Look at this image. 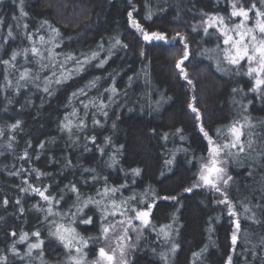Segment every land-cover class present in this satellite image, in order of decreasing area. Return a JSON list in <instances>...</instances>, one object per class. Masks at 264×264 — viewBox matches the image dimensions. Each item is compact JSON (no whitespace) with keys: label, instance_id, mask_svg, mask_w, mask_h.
Masks as SVG:
<instances>
[{"label":"trees","instance_id":"trees-1","mask_svg":"<svg viewBox=\"0 0 264 264\" xmlns=\"http://www.w3.org/2000/svg\"><path fill=\"white\" fill-rule=\"evenodd\" d=\"M240 2L248 7L253 0ZM23 8L28 15L21 22L28 25V31L40 29L44 21L59 29L61 46L55 51L61 54L60 60L66 54L83 59L82 54L90 55L97 50H100V58H106V50L111 48L114 37H118L127 48H112L113 54L103 67H95L96 61H92L85 65L83 72L59 86L53 85L55 91L51 96L32 87L22 89L20 95H15L11 89L5 92L0 88V127L5 129V135L0 137V217L4 218L0 220V253L8 254L9 264H66L63 246L48 236L44 213L33 207L37 203L43 206L44 202L37 195L20 192V187L25 186L22 184L25 173L10 175L21 165L51 173V176H42L39 182L34 174L28 179L29 183L41 187L51 184L49 191L53 194L75 182L82 193L94 195L103 181L94 183L92 176L83 172L84 168L95 169L96 174L107 178L109 186L128 184L129 189L123 191L125 197L130 190L142 193L151 189L156 198L150 227L155 226V230L144 229V239L132 252L131 264H164L159 253H168L171 243L179 247L170 255L168 264H193L194 259L195 264H226L229 255L232 264H264V244L261 243L264 238V159L257 157L253 161L241 154L244 157L242 163L229 159L226 164L227 172L232 176L228 197L235 204L240 221L235 252H232L231 236L236 218L227 214L224 205L216 203L219 194L203 188L192 193L184 192L194 182L201 158L208 155L207 140L200 132L201 123L205 131L214 136L217 129H224L234 120L241 119V115L247 116L254 125L251 129L254 147L257 152L264 150V96L249 91L252 82L247 76L218 71L215 60L203 54L204 49L216 46L217 37L204 36L199 28L192 30L194 25L200 24L204 13L227 17L229 0H24ZM130 11L147 32L165 33L168 42L144 41L129 22L127 14ZM149 12L151 18L146 19ZM14 16H20V0H3L0 18H3L5 28L0 36L6 35L7 26L13 27L14 34L19 31L15 28ZM46 32L47 26L40 29L39 34L46 35ZM185 43L190 52L189 59L182 65L187 71V79L176 67L183 56ZM100 45L102 50L98 49ZM27 46L29 42L22 35L18 36L14 42L9 41L0 48V57L8 59L12 50ZM22 64L23 59L18 58L17 66ZM25 66L36 70L32 63ZM72 66V62L67 65ZM244 70L242 65L241 72ZM16 75L18 73L13 72L9 78L14 80ZM96 77L101 79L89 96L102 93L107 103L110 93L104 89L111 88L114 81L118 90L117 103L107 110V118L96 115L100 125L93 126L90 112L86 131L80 133L81 139L72 145L67 135L59 130V124L73 107L83 115L82 106L72 93ZM4 83L3 66L0 65V86ZM233 88L243 91L233 93ZM6 95L8 99H5ZM236 102H242L246 107L241 108ZM190 104L199 110V121ZM16 120L22 121L21 128L9 132L8 125ZM13 135V148L9 150L6 145ZM84 135L96 137V144L104 148L103 156L83 139ZM105 137L111 139L107 145ZM42 141L45 142L44 149L38 147ZM29 142L31 148H27ZM85 144L91 151H83ZM26 148L30 162L18 159ZM37 154L39 159L35 158ZM113 154L118 163L110 168L105 162ZM67 159H71L74 167H65ZM167 160H172V164L167 165ZM132 169H139V175L134 176ZM250 171L252 175H249ZM84 180L88 183L84 184ZM5 196L9 200L7 207L2 205ZM16 198L21 199L25 208L22 215L18 211L20 206L14 203ZM73 200L71 193H66L59 210H67ZM241 202L252 211L245 214ZM253 212L255 220L247 219L246 215L251 216ZM85 213L93 216L94 223H77V230L85 238L96 237L99 213L94 209H85ZM164 225H171L168 243L163 241L162 235L158 236ZM36 230H40L44 240L42 259L36 258V251L31 259L24 261L8 252L21 232H28V242H33L35 238L31 233ZM12 231L17 233L16 237L9 235ZM132 235L135 242V234ZM28 242L17 244L21 253L26 251ZM99 246L102 245L89 240V247L84 249L88 264L95 259ZM201 250H204L202 254L194 258L193 253Z\"/></svg>","mask_w":264,"mask_h":264},{"label":"snow or ice","instance_id":"snow-or-ice-1","mask_svg":"<svg viewBox=\"0 0 264 264\" xmlns=\"http://www.w3.org/2000/svg\"><path fill=\"white\" fill-rule=\"evenodd\" d=\"M2 2L3 0H0V3ZM257 2L259 3V7H257ZM23 4L24 0H20V16L12 18L15 22V28L19 31L14 34L13 27L7 26L6 35L0 36V48L7 45L9 41L14 42L21 35L23 39L29 42V46L27 47L12 50L8 59L0 57V65L3 66L5 81L4 85L0 86V88L5 92L11 89L15 95H20L22 89L32 87L51 96L55 91L52 87L53 85L59 86L74 75L83 72L85 65L90 64L92 61H96L95 67H103L107 63V59L113 54L112 48H116L117 46L127 48V45L122 44L118 37H114L111 48L106 50V58H100V50H97L91 52L90 55L82 54L83 59H78L73 54H66L64 59L60 60L58 57L61 54L55 51L56 48L61 46V41L58 39L61 35L59 29L44 21L40 29H44L47 26L46 35L39 34L40 29H37L35 32L28 31V25L21 22L28 15L24 11ZM229 4L230 12L227 17L219 13H204L202 14L200 24L194 25L192 30L196 31L199 28L202 30L204 36L215 35L217 37L218 42L216 46L212 49H204L203 54H207L210 59L215 60L218 71L226 74H243L247 76L252 82L249 91L264 96V0H253L248 7H244L240 0H229ZM127 15L131 26L140 32L144 41L168 42L165 33L158 31L149 33L133 18L131 11ZM150 18L151 12L146 16V19ZM236 18L239 19L237 20ZM250 21L251 23H249ZM4 28L5 22L3 18H0V32ZM210 29L214 31L210 33ZM177 35L179 36L180 33H177ZM34 37H38V39ZM182 39L186 40V37H182ZM98 49L102 50V45L98 46ZM189 55L188 45L185 43L183 56L176 63V67L180 69V74L185 79H187V71L182 65L184 61L189 59ZM30 57L31 60L29 59ZM18 58H22L24 61V64L19 67L17 66ZM69 62L73 64L71 68L67 67ZM28 63L34 64L36 70L33 71L32 68L26 67L25 65ZM242 65L245 69L243 72H241ZM13 72L18 73L14 80L9 78ZM43 72H49L50 75L42 76L41 73ZM100 79L101 77H96L89 81L84 88H79L72 93V97L76 98L82 106L83 115L79 114V109L73 107L72 111L66 114L59 124V130L67 135L68 141L72 145H76L81 139L79 134L86 131L88 127L87 117L90 112L92 114L93 126L100 125L101 121L96 119V115L99 114L107 118V110L112 104L117 103L115 97L118 95V90L114 86V81L111 88L104 89V92L110 93L107 103L102 93L95 97L89 96V92L98 87ZM188 83L191 84V81L189 80ZM232 91L236 93L243 90L233 88ZM81 97L84 99H81ZM5 99H8L7 95ZM194 99L195 97H193ZM8 102L11 103V100L9 99ZM236 103H239L241 108L246 107L242 102ZM248 103L250 104L251 101ZM189 107L193 112L197 113L196 118L199 121V110L193 104H190ZM21 124L22 121L16 120L14 123L8 125V131L12 133L16 132L17 129L21 128ZM112 127L115 128L116 125L113 124ZM253 127L254 125L251 123L249 117L241 115V119L234 120L224 129H217L213 136L205 131L201 123L200 132L207 140L208 155L201 158L192 185L184 189L185 193H192L195 189L203 188L219 194V199H217L216 203L224 205L227 214L230 217L236 218L233 221L235 231H233L231 236L232 252L236 250L235 246L238 239L237 233L240 230V221L235 204L228 197L227 189L232 176L228 174L226 164L229 159L242 163L244 157L253 161L257 157L264 159V150L257 152L254 147L255 141L253 139V132L251 131ZM246 129L247 131H245ZM177 131L179 132L180 130ZM4 135L5 129L0 127V137ZM167 135V133L164 134L165 139H167ZM244 137L246 139H242ZM83 139L94 145L101 156L104 155V148L96 144V137L94 135H84ZM14 140L15 136H10L9 142L6 145L9 150L13 148ZM110 142V137H105V145ZM38 147L44 149L45 142H40ZM82 147L84 152L91 151L87 144ZM27 148H31L30 142ZM27 148L18 159L30 162L31 157ZM241 154H244V157ZM35 158L39 159V155L37 154ZM105 163L107 167H115L118 163L115 154L111 155L109 161ZM165 163L171 165L172 160H167ZM65 167H74L71 159H67ZM131 171L134 176L140 173L139 169H132ZM83 172L89 173L94 183L103 181L102 187L96 189L94 195L82 193L75 182L65 185L58 194H53L49 191L52 187L51 184L41 187L37 184L29 183L28 177H32L33 174L37 182L40 181L42 176L52 175L51 173L41 172L34 167L25 168L21 165L20 169L11 172L10 175L21 176L22 173H25L26 176L22 178V184L25 186L20 187V192L37 195L44 202L43 206L37 203L33 207L44 213L43 221L47 226L48 236L54 237L63 246L66 253V264H88L87 253L84 249L89 247V240H92L94 244L99 243L102 245L96 249V257L91 264H131V254L139 247V242L144 239V229L155 230V226L150 227L151 211L155 206V193L151 189L145 190L142 193L130 190V194L125 197L123 191L129 189L128 184L125 183L119 187L109 186L107 178L100 177L96 174L95 169L84 168ZM249 175H252L251 171ZM83 183L87 184L88 181L84 180ZM66 193H71L74 200L67 210L60 211L59 206L65 200ZM162 199H169V197H163ZM170 199L175 200L176 197H170ZM14 203L20 206L18 211L22 215L25 212V208L21 204V199L16 198ZM8 204L9 200L5 196L2 200V205L7 207ZM241 207L245 214L252 211L243 202H241ZM257 207L260 206L257 205ZM85 209L89 211L94 209L99 213L97 217L99 230L96 237L85 238L77 230V223L82 225H93L94 223L93 216L86 215ZM246 218L255 220V213L253 212L251 216L246 215ZM3 219V217H0V220ZM169 230H171V225H164L158 232V236L162 235L165 243L171 240V232ZM132 234H135V242H133ZM9 235L16 237L17 233L12 231ZM31 237H34L35 240L28 242L30 234L28 232H21L18 239L14 240L10 245L8 252L13 257L24 261L31 259L33 252L36 251V258L42 259L44 256V240L41 238L40 230L33 231ZM25 242H28L27 249L24 253H21L17 248V244H24ZM261 243L264 244V238H262ZM178 247L179 245L171 243L168 253H159L164 264H168L170 255L174 254ZM152 251L155 252L156 249L153 248ZM203 251L193 253V257L198 258ZM0 264H9L8 254L0 253ZM193 264H195V259ZM226 264H232L231 255L228 256Z\"/></svg>","mask_w":264,"mask_h":264}]
</instances>
